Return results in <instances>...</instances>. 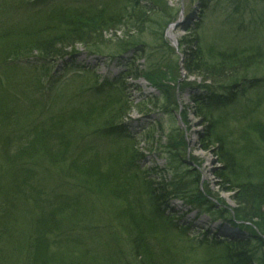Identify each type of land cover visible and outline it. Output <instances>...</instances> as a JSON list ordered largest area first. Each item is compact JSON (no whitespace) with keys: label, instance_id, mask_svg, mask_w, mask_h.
Here are the masks:
<instances>
[{"label":"trees","instance_id":"16d2710c","mask_svg":"<svg viewBox=\"0 0 264 264\" xmlns=\"http://www.w3.org/2000/svg\"><path fill=\"white\" fill-rule=\"evenodd\" d=\"M164 1L0 0V264H183L192 247L182 255L173 238L191 232L165 214L173 196L215 220L241 221L248 231L195 237L196 264H264V83H256L264 77V0H243L251 30L244 17L208 20L204 9V20L180 40V47H190L181 69L213 83L193 99L208 121L205 139L219 147L218 176L235 192L234 217L199 192V173L187 177L193 168L181 165L185 140L179 130L168 135L167 171L174 176L165 182L152 178L158 166L140 169L136 137L120 125L134 105L127 85L132 77L146 78L161 92L138 103L139 112L176 107V87L168 82L180 78V64L163 32L176 14ZM78 45L107 59L134 54L117 79L102 81L93 67L70 58L58 76L57 65L74 58ZM143 58L148 68L138 65ZM67 83L81 90L66 94ZM95 138H111L118 148L102 151ZM90 197L116 208L104 214L111 225L101 221L105 232L93 243H112L109 229L117 230V247L93 251L91 262L83 252L90 241L78 240L71 228L92 216L79 206Z\"/></svg>","mask_w":264,"mask_h":264},{"label":"rangeland","instance_id":"374dc122","mask_svg":"<svg viewBox=\"0 0 264 264\" xmlns=\"http://www.w3.org/2000/svg\"><path fill=\"white\" fill-rule=\"evenodd\" d=\"M164 4L168 11L176 14L173 20L168 23L166 29L163 30L168 45L174 50V54H172L173 57L171 54L170 56L173 59L178 60L180 64V78H178L176 81L168 82L174 86V88L176 87L174 96L176 99V107L173 109L161 107L158 109L159 111H154L155 115L153 118H148L146 120L139 119L140 121L138 122V126L143 124V128L142 126L132 128L134 136L136 137L134 150H138V152L143 156L139 167L141 170H146L154 165H158L159 170L157 175L152 174V178L154 180L164 179L165 182L172 181L174 174L171 171H167L169 163L167 146L170 145L168 135L173 129L179 130L185 140V148L183 150H179L181 155H183L181 165L183 168H193L190 174L187 173L190 177L188 175L187 177L194 178V173H199V192L205 195H210V198L214 204L219 203L221 207L223 206L224 208L228 209L233 216L234 209L237 207V203L234 199L235 192L226 190L221 177L218 176L220 169L223 167V163L217 154L219 147L217 144L212 143V139H205L208 133V121L204 119V117L198 115L193 99L194 95L202 92L201 86H212L213 83L209 81L203 82L194 75L188 76L186 71L181 69L184 66L185 54L189 51L190 47L185 45L180 47V40H185V38H187L186 36L188 35L187 33L191 32L189 29L195 28V24H197L200 20H204V9L206 10L205 14H207V16L210 15L208 20L240 21L242 20V17H244L248 21V28L251 30V16L248 13V9H246L249 7V5L246 6L245 1L243 3V0H165ZM176 22H178L177 25ZM170 28H173V34L176 35L175 37L179 44H177V42H173L169 37L168 32ZM133 34L134 33H130L129 35L133 36ZM118 35H120V33ZM119 37L122 36H118V38ZM148 37L151 43H155L157 36H154V34L150 33ZM177 45L178 47L176 49L175 46ZM75 49L80 52L78 53L79 58L70 57V61L67 62H71L73 59H75L77 63H89L91 64L90 66L95 69L94 71L96 74L103 75L105 77L107 76L106 73L109 72L111 63H106L103 59H98V57L95 60L90 59L92 60L90 61L89 58H95L97 55L95 53H87L85 51L87 48H84L83 45H78ZM185 49L186 53L184 52ZM129 54L131 53L126 52L124 53V56H128ZM66 60L67 58L59 62L60 65L56 69L58 76L62 73V70H64ZM137 62L141 68L145 69L149 67L147 66L148 58H143ZM126 68L128 67L126 66ZM65 73L69 74L68 72ZM116 73H112L111 76H115ZM61 78L63 77L60 76L58 80H61ZM261 82L264 83V77L262 76L256 83L260 84ZM68 85L72 84L67 83L64 86V92L66 94H72L77 89H79L78 84H75L71 90L70 88H66ZM127 85L128 92L130 96L133 97L132 101L134 104L132 106V110L130 111V116L140 114L138 108L136 107L138 103L147 101V99L153 97H159L161 94L160 89L156 85L147 82L142 78L133 80L127 79ZM247 97L250 98L252 95L248 93ZM246 101L247 100H243L242 104L246 103ZM262 110H264V107ZM134 122L135 120L131 123ZM150 129L153 130L154 135L151 138H147L146 132H148ZM93 144L99 145L102 151H105L108 148L111 150H116L118 148V144L113 142V139L111 138H95ZM162 170L166 171L161 172ZM184 180L187 181L185 176ZM85 205L90 210H92V216L88 220H82V222L78 220L77 226L75 228H71L76 229L75 234L78 237V240H83L84 242L88 239L90 241L87 243L88 245L83 243V252H89L88 261H90L89 259L93 256V251L95 254H101L104 252V250L110 252L113 244L117 247V230L114 228L109 229L111 231V235L114 237L112 243H108L106 236L105 241L108 243L107 245L100 247L93 243L96 241V239L102 238L105 232L103 231L105 228L99 226L100 222H103H101V224L110 223L111 225L110 219L104 214H107V212L109 214L113 210H116V208L113 207V204L108 200L95 201L91 197L83 198V200L80 201L79 206L81 211L85 209ZM165 214H169L170 217H173L174 222L179 223V225L185 226V228H190L191 233H189L190 235L188 237H183L179 240H177L174 236V238L172 237L175 242L179 243L181 252L186 246L189 248L192 247L183 264H196V261L200 260V250L199 252L196 251L199 246L198 243L194 241L197 240L196 238L199 239L204 236L219 237V235H231V238L240 236V232L237 233V231H233V227L230 225V223L225 222L222 219L215 220L214 217L212 218L209 215L207 216L206 211H202L200 213L199 207L177 197L170 198L168 209L165 211ZM113 219L116 222L115 218ZM87 228L91 229V231H87V233H85L84 231L88 230ZM241 234L243 236L246 235L245 231L241 232ZM121 238L124 241L126 240L124 239L125 235H121ZM123 245L125 246L124 252L127 253V246L124 244V242ZM183 254L184 253L182 252V255ZM75 255L77 257V254ZM129 260L132 262L131 257H129Z\"/></svg>","mask_w":264,"mask_h":264},{"label":"bare ground","instance_id":"6f19581e","mask_svg":"<svg viewBox=\"0 0 264 264\" xmlns=\"http://www.w3.org/2000/svg\"><path fill=\"white\" fill-rule=\"evenodd\" d=\"M168 33H169V37H170V38L175 39V36H176V35L173 34V28H170Z\"/></svg>","mask_w":264,"mask_h":264}]
</instances>
